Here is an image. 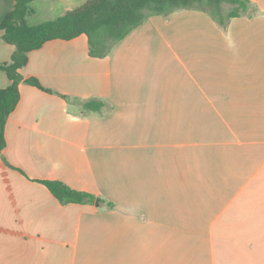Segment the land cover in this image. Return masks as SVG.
Returning <instances> with one entry per match:
<instances>
[{"label": "crops", "instance_id": "obj_1", "mask_svg": "<svg viewBox=\"0 0 264 264\" xmlns=\"http://www.w3.org/2000/svg\"><path fill=\"white\" fill-rule=\"evenodd\" d=\"M84 1L32 0L27 23ZM250 1L225 25L150 15L102 58L85 34L29 52L20 73L45 89L21 82L5 123L0 264H264V0ZM92 98L101 112L82 109ZM41 180L97 199L62 204Z\"/></svg>", "mask_w": 264, "mask_h": 264}, {"label": "trees", "instance_id": "obj_2", "mask_svg": "<svg viewBox=\"0 0 264 264\" xmlns=\"http://www.w3.org/2000/svg\"><path fill=\"white\" fill-rule=\"evenodd\" d=\"M14 1V8L0 21L1 38L14 47L10 60L0 63V69L9 79V84L0 88V151L6 143L4 129L7 117L19 100V84L25 82L45 89L37 78H23L20 69L27 63L29 52L40 48L46 41L68 40L85 34L88 54L102 58L150 15H168L178 9H195L225 25L232 17L251 16L255 12L250 0H85L61 16L29 25L26 17L32 12V0ZM80 104L83 110L93 112H101L106 106L104 101L94 98ZM41 182L62 204L94 203L97 199L93 194L73 189L59 180ZM98 200L104 201L101 198ZM108 205L112 203L108 202Z\"/></svg>", "mask_w": 264, "mask_h": 264}]
</instances>
